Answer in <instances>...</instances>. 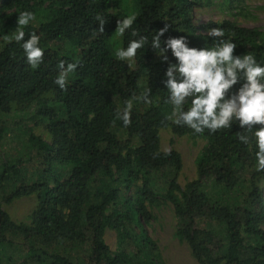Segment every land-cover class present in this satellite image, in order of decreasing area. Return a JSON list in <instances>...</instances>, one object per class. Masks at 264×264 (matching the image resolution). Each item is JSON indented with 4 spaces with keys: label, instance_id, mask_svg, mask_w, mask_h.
<instances>
[{
    "label": "trees",
    "instance_id": "16d2710c",
    "mask_svg": "<svg viewBox=\"0 0 264 264\" xmlns=\"http://www.w3.org/2000/svg\"><path fill=\"white\" fill-rule=\"evenodd\" d=\"M194 2L0 0V139L1 116L18 110L50 135L46 140L29 129L21 156L0 165L5 202L33 194L38 201L29 223L12 220L0 203V264H165L146 228L153 218L148 206L159 199L172 204L176 235L199 264H264V172L254 168V141L240 144L236 125L194 134L165 119L171 113L162 83L168 63L150 48L151 39L167 25L162 40L185 36L190 47H211L217 38L199 32ZM25 10L36 15L25 39L36 32L45 49L37 69L8 39ZM126 15L137 17L133 28L148 38L131 67L112 50L117 20ZM215 27L237 43L236 54L264 61V30L231 20L207 25ZM129 38L121 36L122 48ZM167 55L175 63L170 50ZM60 60L79 64L64 91L54 84ZM145 88L153 103L133 100L132 124L123 127L117 108ZM165 128L173 137L206 140L197 177L184 188L182 155L162 149ZM107 229L117 232L116 250L105 240Z\"/></svg>",
    "mask_w": 264,
    "mask_h": 264
},
{
    "label": "clouds",
    "instance_id": "9594fccd",
    "mask_svg": "<svg viewBox=\"0 0 264 264\" xmlns=\"http://www.w3.org/2000/svg\"><path fill=\"white\" fill-rule=\"evenodd\" d=\"M36 19L32 11H22L17 16V27L8 37L20 44L26 64L37 69L44 62L45 49L41 37L32 32L25 39L24 28ZM99 31H104L105 21L97 15ZM135 15H126L117 20L116 32L120 36L128 33L127 46L117 48L115 57L131 67L138 50L148 43L147 36L139 35L133 28ZM168 26L156 31L150 48L160 53L162 62L168 63L162 81L167 91L165 103L171 105V113L165 117L171 124L187 127L194 134H216L221 130L233 129L236 125L242 131L236 132V139L244 146L255 144L254 168L264 172V61L253 54H236L237 43L225 39L224 30L218 27L208 29L207 35L215 37L211 47H190L185 36L161 37ZM138 37V38H137ZM175 58L169 63L167 53ZM79 67L77 63L60 60L58 75L54 84L61 90L67 89L68 76ZM151 88H145L139 95L124 101L123 108H117V115L123 127L132 124L133 100L145 105L153 103Z\"/></svg>",
    "mask_w": 264,
    "mask_h": 264
},
{
    "label": "rangeland",
    "instance_id": "374dc122",
    "mask_svg": "<svg viewBox=\"0 0 264 264\" xmlns=\"http://www.w3.org/2000/svg\"><path fill=\"white\" fill-rule=\"evenodd\" d=\"M193 20L199 27V32L207 34V25L210 22H222L231 20L240 25L256 27L264 30V0H195ZM121 47V36L115 34L112 42V50L115 55L116 49ZM134 66V62L132 64ZM15 108L18 109L17 106ZM28 109L27 114L31 113ZM6 119L5 130L0 139V165L3 161L15 159L21 156L25 150V144L29 129L46 140L50 135L43 124L35 125L23 115V111H12L11 116H1ZM29 117V116H28ZM27 123V124H26ZM162 149H176L183 158V169L179 175V184L185 187L197 177L196 158L206 144V140L191 135L173 137L168 128L161 130ZM174 138V139H172ZM171 139L173 143H171ZM264 190V179L261 180ZM211 192V191H210ZM2 208L10 218L17 223H29L30 215L37 205L36 195L23 196L5 202L1 197ZM149 211L152 219L146 225L148 233L156 242L165 264H199L191 253L189 245L180 240L176 235L178 219L174 213L172 204L159 199ZM105 240L112 250L117 249V232L107 229Z\"/></svg>",
    "mask_w": 264,
    "mask_h": 264
}]
</instances>
